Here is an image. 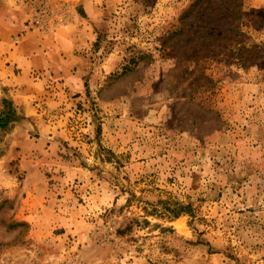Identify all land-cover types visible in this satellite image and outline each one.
I'll list each match as a JSON object with an SVG mask.
<instances>
[{
    "label": "rangeland",
    "instance_id": "rangeland-1",
    "mask_svg": "<svg viewBox=\"0 0 264 264\" xmlns=\"http://www.w3.org/2000/svg\"><path fill=\"white\" fill-rule=\"evenodd\" d=\"M3 21L38 89L26 158L0 159V264H264V0H0Z\"/></svg>",
    "mask_w": 264,
    "mask_h": 264
},
{
    "label": "crops",
    "instance_id": "crops-1",
    "mask_svg": "<svg viewBox=\"0 0 264 264\" xmlns=\"http://www.w3.org/2000/svg\"><path fill=\"white\" fill-rule=\"evenodd\" d=\"M5 21L0 22V33L4 36ZM3 40L0 37V41ZM28 43L24 46L27 48ZM31 57L19 56L17 53L12 54L0 42V114L4 109L3 100L9 102L16 112L18 119L10 125L6 131H0V135L4 136L0 144L4 143L6 151L0 155V159L9 160L11 154L20 157L21 160L26 158L24 152L19 149V136L22 131L27 129L34 130V105L35 91L38 89L37 83L34 82V54L30 52ZM9 62V64H7ZM51 145L56 143V140H47ZM4 150V149H2ZM21 154V155H20ZM2 174V173H1ZM0 174V175H1ZM4 176V175H3ZM2 177V176H0ZM0 182V189L6 188L8 183L13 185L12 180L4 178Z\"/></svg>",
    "mask_w": 264,
    "mask_h": 264
},
{
    "label": "trees",
    "instance_id": "trees-1",
    "mask_svg": "<svg viewBox=\"0 0 264 264\" xmlns=\"http://www.w3.org/2000/svg\"><path fill=\"white\" fill-rule=\"evenodd\" d=\"M4 109L0 114V129L3 130L9 124L13 123L18 119L15 110L13 107L7 102L3 100ZM167 213H172V215L176 216L179 212L178 210H167Z\"/></svg>",
    "mask_w": 264,
    "mask_h": 264
},
{
    "label": "built area",
    "instance_id": "built-area-1",
    "mask_svg": "<svg viewBox=\"0 0 264 264\" xmlns=\"http://www.w3.org/2000/svg\"><path fill=\"white\" fill-rule=\"evenodd\" d=\"M15 42H18V39H16Z\"/></svg>",
    "mask_w": 264,
    "mask_h": 264
}]
</instances>
